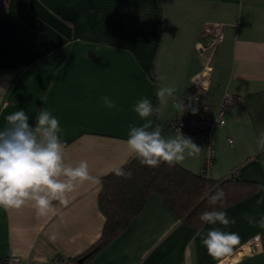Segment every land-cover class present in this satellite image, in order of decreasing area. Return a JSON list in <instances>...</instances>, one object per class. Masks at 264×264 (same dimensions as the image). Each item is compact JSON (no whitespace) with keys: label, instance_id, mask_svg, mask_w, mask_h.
<instances>
[{"label":"crops","instance_id":"1","mask_svg":"<svg viewBox=\"0 0 264 264\" xmlns=\"http://www.w3.org/2000/svg\"><path fill=\"white\" fill-rule=\"evenodd\" d=\"M203 23H221L224 39L197 108L215 109L225 90L240 98L225 125L215 130L206 177L220 181L236 172L259 190L224 209L235 225L203 224L198 230L152 195L127 229L87 264H264V228L243 218L264 216V203L256 204L264 197L259 160L264 150L256 144L264 131V0H9L8 13L0 14V87L5 90L0 91V129L16 111L23 110L34 127L40 110H49L60 121L67 162L86 160L95 179L79 184L67 204L54 201L55 211L46 216L31 201L19 209L0 208V260L75 264L99 240L105 223L98 208L102 180L132 158L129 125L145 122L133 106L148 98L154 108L161 107L158 88L174 86L173 97L148 118L165 138L177 134L170 126L176 98L197 110L192 98L194 84H202L203 63L195 43ZM104 96L116 106L105 107ZM186 137L201 150L176 164L198 175L204 143ZM210 227L238 233L231 254H208L196 233Z\"/></svg>","mask_w":264,"mask_h":264},{"label":"clouds","instance_id":"2","mask_svg":"<svg viewBox=\"0 0 264 264\" xmlns=\"http://www.w3.org/2000/svg\"><path fill=\"white\" fill-rule=\"evenodd\" d=\"M158 79L163 81L166 77L159 76ZM0 91L5 90L0 87ZM175 91L172 85L158 88L157 97L161 107L154 108L148 98L140 99L133 106V111L145 122L140 126L129 125L126 140L129 155L150 168L159 167L162 162L173 166L183 161L185 154L193 156L201 150L178 128L175 137L165 138L161 128L156 126L153 129L152 120L148 119L160 112ZM102 101L109 109L116 106L115 101L107 96L102 97ZM179 106L184 110L182 104ZM5 121V126L0 129V208L19 209L31 201L38 214L46 216L55 211L54 201L67 204L69 196L79 184L95 179L89 172L86 160L75 164L67 162L65 145L60 137V121L49 110H40L34 127L29 124V116L23 110L7 115ZM256 144L264 150V131L260 132ZM112 172L116 176H131V172H125L123 165L113 167ZM261 190L264 191V186ZM225 200L222 189L211 194L208 197L209 205H219V209L214 207L202 212L199 220L210 226L235 225L236 220L222 210ZM262 203L264 197L256 201L257 206ZM243 218L250 225L258 224L264 228V216L259 221L247 214ZM196 236L200 237L202 245L213 258L231 254L239 243L238 233L224 231L221 227H210L207 231L201 229Z\"/></svg>","mask_w":264,"mask_h":264},{"label":"trees","instance_id":"3","mask_svg":"<svg viewBox=\"0 0 264 264\" xmlns=\"http://www.w3.org/2000/svg\"><path fill=\"white\" fill-rule=\"evenodd\" d=\"M130 177L114 173L102 180L98 195V208L105 219L99 240L74 260L75 264H87L99 251L120 236L142 211L148 198L157 196L185 225L198 230L203 225L199 215L204 211L219 209L211 206L208 197L218 189L225 193L224 209L236 204L259 190V185L242 181L236 172L220 181L209 180L203 173L195 175L177 164L162 162L150 168L130 158L123 166ZM82 259V262H78Z\"/></svg>","mask_w":264,"mask_h":264},{"label":"built area","instance_id":"4","mask_svg":"<svg viewBox=\"0 0 264 264\" xmlns=\"http://www.w3.org/2000/svg\"><path fill=\"white\" fill-rule=\"evenodd\" d=\"M9 0H0V14L8 13ZM224 39V26L221 23H203L199 29L195 53L202 60V84H194L193 105L197 108L199 102L207 94L206 79L212 73L213 56L222 44ZM209 76V77H208ZM201 79V78H200ZM240 102L239 96L228 90L223 91L220 100L215 109L210 110L203 106L193 111L190 109L183 97L176 98L173 101L174 114L170 126L177 133V128L181 130L184 136L198 137L204 143L203 171L206 176L211 168L214 157L215 130L223 127L226 123V115ZM184 106V110L179 104ZM231 144V142L229 141ZM260 162L264 165V154L260 157ZM0 264H22L19 258L8 256L0 260Z\"/></svg>","mask_w":264,"mask_h":264},{"label":"water","instance_id":"5","mask_svg":"<svg viewBox=\"0 0 264 264\" xmlns=\"http://www.w3.org/2000/svg\"><path fill=\"white\" fill-rule=\"evenodd\" d=\"M82 262V259L79 260V263Z\"/></svg>","mask_w":264,"mask_h":264}]
</instances>
